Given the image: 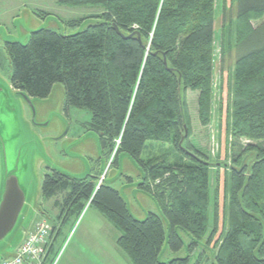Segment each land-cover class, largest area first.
<instances>
[{
  "label": "trees",
  "instance_id": "16d2710c",
  "mask_svg": "<svg viewBox=\"0 0 264 264\" xmlns=\"http://www.w3.org/2000/svg\"><path fill=\"white\" fill-rule=\"evenodd\" d=\"M62 2L102 7L96 15L100 21L75 34L42 28L27 44L7 42L11 84L46 98L62 83L66 107L91 112L87 127L100 137L102 159L116 164L120 153L129 154L143 173L139 187L157 201L169 225L153 212L136 218L118 189L105 179L99 184L97 173L75 177L50 167L44 198L62 194L55 206L65 218L95 207L120 231L118 246L134 264H189L205 238L207 245L215 241L217 246L212 264H264V20L252 24L264 17V0H235V21L223 25L229 37L223 53L233 47L237 56L227 130L234 140L251 143L233 157L240 167L230 168L225 178L222 212L219 187L212 192V163L190 141L186 97L188 90L199 93V120L209 125L216 0ZM150 141L170 144L172 156L144 158ZM250 153L251 164H241ZM180 230L191 237L190 255L162 261L166 242L174 252L184 247Z\"/></svg>",
  "mask_w": 264,
  "mask_h": 264
},
{
  "label": "rangeland",
  "instance_id": "374dc122",
  "mask_svg": "<svg viewBox=\"0 0 264 264\" xmlns=\"http://www.w3.org/2000/svg\"><path fill=\"white\" fill-rule=\"evenodd\" d=\"M235 0H216L215 60L213 71L212 121L203 126L198 116L197 91L188 90L186 97L192 122L191 143L212 163V192L218 186L220 209L223 211L224 182L233 157L251 141L234 140L228 133L226 114L231 102V76L236 50L228 47L223 53L226 22L235 21ZM102 7H73L62 0H0V194L8 175H14L26 195L24 207L15 228L0 241V261L11 257L23 241L26 231L39 220L61 230L49 264H134L118 246L120 231L95 207L87 205L80 215L65 218L55 206L56 198L45 199L42 186L50 167L76 177L91 173L104 177L107 184L118 189L132 214L142 220L150 213L159 214L165 227L168 221L157 201L144 192L139 183L142 171L127 153H120L116 164L102 159L99 135L88 129L92 114L87 109L66 107L65 87L56 83L46 98L28 96L11 84L13 67L5 49L7 42L27 44L32 32L42 28L64 34H75L99 22ZM84 19L78 26L69 21ZM232 19V20H231ZM264 20H253L254 26ZM226 38V39H225ZM28 96V97H27ZM170 144L147 142L143 157L170 154ZM253 154L242 160L250 165ZM218 176V180H217ZM132 180H130V179ZM211 206V212H213ZM213 213H211L212 221ZM222 217V213H221ZM220 220V226H221ZM212 223V222H211ZM184 247L174 252L165 243L160 259L168 262L190 255L191 237L180 230ZM217 238V237H216ZM202 240L191 253L189 264H212L217 252L215 241Z\"/></svg>",
  "mask_w": 264,
  "mask_h": 264
},
{
  "label": "built area",
  "instance_id": "2783aa9c",
  "mask_svg": "<svg viewBox=\"0 0 264 264\" xmlns=\"http://www.w3.org/2000/svg\"><path fill=\"white\" fill-rule=\"evenodd\" d=\"M104 180L100 178L99 184ZM54 228L44 220H39L34 227L26 232V235L9 258L0 261V264H43L55 234Z\"/></svg>",
  "mask_w": 264,
  "mask_h": 264
},
{
  "label": "water",
  "instance_id": "95a60500",
  "mask_svg": "<svg viewBox=\"0 0 264 264\" xmlns=\"http://www.w3.org/2000/svg\"><path fill=\"white\" fill-rule=\"evenodd\" d=\"M25 201L26 195L18 178L8 175L0 194V241L15 228Z\"/></svg>",
  "mask_w": 264,
  "mask_h": 264
},
{
  "label": "crops",
  "instance_id": "0c3cea01",
  "mask_svg": "<svg viewBox=\"0 0 264 264\" xmlns=\"http://www.w3.org/2000/svg\"><path fill=\"white\" fill-rule=\"evenodd\" d=\"M31 229H32V228H31ZM31 229H29V230H31ZM29 230H27V231H29ZM27 231H26V232H27ZM60 234H61V230L58 229V228H56V232H55V234H54V237H53V241H52V244H51L50 250H49V252H48V254H47L45 260L43 261V264H49V263H50V261H51V259H52V255H53L54 252H55V245H56V242H57L58 237H59ZM25 235H26V234H25ZM18 247H19V246H18ZM18 247H17V248H18Z\"/></svg>",
  "mask_w": 264,
  "mask_h": 264
},
{
  "label": "flooded vegetation",
  "instance_id": "af4514ba",
  "mask_svg": "<svg viewBox=\"0 0 264 264\" xmlns=\"http://www.w3.org/2000/svg\"><path fill=\"white\" fill-rule=\"evenodd\" d=\"M101 160H102V158H101Z\"/></svg>",
  "mask_w": 264,
  "mask_h": 264
}]
</instances>
